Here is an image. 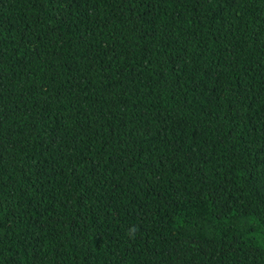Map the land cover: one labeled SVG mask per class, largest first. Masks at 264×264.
I'll list each match as a JSON object with an SVG mask.
<instances>
[{
    "label": "trees",
    "instance_id": "obj_1",
    "mask_svg": "<svg viewBox=\"0 0 264 264\" xmlns=\"http://www.w3.org/2000/svg\"><path fill=\"white\" fill-rule=\"evenodd\" d=\"M0 264H264V0H0Z\"/></svg>",
    "mask_w": 264,
    "mask_h": 264
}]
</instances>
